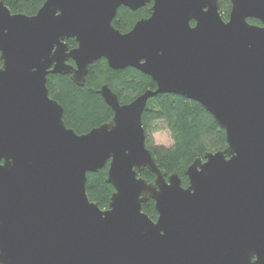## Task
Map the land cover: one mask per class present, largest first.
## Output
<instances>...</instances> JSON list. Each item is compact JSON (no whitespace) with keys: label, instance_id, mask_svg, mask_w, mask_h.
Wrapping results in <instances>:
<instances>
[{"label":"water","instance_id":"95a60500","mask_svg":"<svg viewBox=\"0 0 264 264\" xmlns=\"http://www.w3.org/2000/svg\"><path fill=\"white\" fill-rule=\"evenodd\" d=\"M149 2L129 31L112 24L118 7ZM100 58L156 87L122 104L102 84L113 115L79 134L47 75L82 86ZM160 93L200 103L225 131L186 186L145 144L141 115ZM107 162L114 190L100 208L86 174ZM0 264H264V0H230L227 18L220 0H45L33 15L0 0Z\"/></svg>","mask_w":264,"mask_h":264},{"label":"trees","instance_id":"16d2710c","mask_svg":"<svg viewBox=\"0 0 264 264\" xmlns=\"http://www.w3.org/2000/svg\"><path fill=\"white\" fill-rule=\"evenodd\" d=\"M45 0H4L12 13L33 15ZM152 2L131 10L125 6L118 7L112 24L121 32L129 31L134 23L148 17ZM230 10V0H220V12L227 18ZM254 24H260L255 18H248ZM193 24V22H191ZM68 48H74L77 42L74 38L66 39ZM73 63L71 59L68 60ZM107 83L117 94L122 104L131 102L146 89H155L152 78L132 67L114 70L104 58L92 62L82 86L77 85L69 74H48L47 88L50 97L56 99L63 107V120L67 127L76 133H85L91 128L108 121L113 111L99 93L102 84ZM145 130V144L152 149L158 167L169 176L176 171L181 184L186 186L188 178L185 174L192 161L203 156L209 150L226 147L225 131L218 125L214 117L198 102L173 93H160L150 97L141 115ZM162 124L170 132L172 144L169 146L155 145L152 132ZM108 162L95 172L86 174V192L91 201L100 208L108 206L114 190L106 181ZM147 181L154 180V174L144 168L138 173ZM142 210L152 219L157 212L154 201L149 199L142 204Z\"/></svg>","mask_w":264,"mask_h":264},{"label":"rangeland","instance_id":"374dc122","mask_svg":"<svg viewBox=\"0 0 264 264\" xmlns=\"http://www.w3.org/2000/svg\"><path fill=\"white\" fill-rule=\"evenodd\" d=\"M160 128L152 132V139L155 145L169 146L172 144V138L170 132L162 124L159 125Z\"/></svg>","mask_w":264,"mask_h":264}]
</instances>
